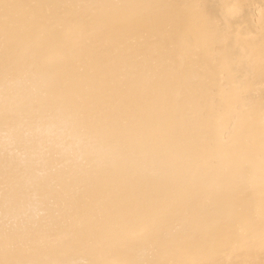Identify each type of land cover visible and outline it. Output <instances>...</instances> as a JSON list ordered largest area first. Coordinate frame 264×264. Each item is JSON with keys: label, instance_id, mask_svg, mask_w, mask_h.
<instances>
[{"label": "bare ground", "instance_id": "bare-ground-1", "mask_svg": "<svg viewBox=\"0 0 264 264\" xmlns=\"http://www.w3.org/2000/svg\"><path fill=\"white\" fill-rule=\"evenodd\" d=\"M0 264H264V0H0Z\"/></svg>", "mask_w": 264, "mask_h": 264}]
</instances>
